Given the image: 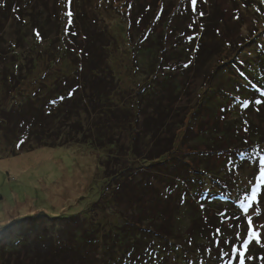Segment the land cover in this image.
<instances>
[{"label":"rangeland","instance_id":"rangeland-1","mask_svg":"<svg viewBox=\"0 0 264 264\" xmlns=\"http://www.w3.org/2000/svg\"><path fill=\"white\" fill-rule=\"evenodd\" d=\"M1 1L7 4V0ZM8 1L14 6L9 13L0 6V95L4 100H13V107L9 111L0 107L1 125L9 131L4 137L0 126V227L14 218L36 213L51 217L79 214L95 222L100 254L107 240L113 247L120 237L132 232L140 233L133 241L138 248L150 250L153 238L164 253L155 254L151 249L152 255L131 257L129 264H179L176 258L180 256L174 250L181 252L185 264H241V261L264 264V183L256 179L259 168L264 167L260 164L264 159V93L258 92L261 88L264 91V84L254 76L258 70L264 72V3L261 0H197L195 5L191 0ZM68 11L72 13L71 23ZM25 15L42 21L45 27L39 28L34 22L36 27L27 29L20 20ZM127 18L134 22H128ZM64 25L68 28L64 29ZM90 38L101 57L99 65L91 66L99 67V76L114 72V81L117 76L122 79L120 93L129 104L141 99L140 110L120 116L110 134H99V138L96 133L99 129L95 131L89 124L90 130H85L81 123L75 122L73 127L87 135H77L72 129L73 142L43 145L44 140L61 143L71 139L67 134L69 128L60 136L57 128L70 125V118H61L60 125L55 126L45 124V115L42 119L23 121L22 111L30 102L27 98L22 100L26 102L23 107L18 102L24 93L18 92V83L27 75L24 67L32 57L46 58L44 53L51 50L57 55L63 50L82 61ZM157 42L164 47L161 64L167 66L163 71L181 83L178 92L170 93L169 89L163 93L151 83L155 79L145 71L146 61H139L144 54L134 51L136 47ZM179 42L185 46L186 56L180 47L176 48ZM17 57L23 60L11 65ZM99 60L103 61L101 66ZM17 63L18 69L14 68ZM80 73L81 68L77 67L73 78ZM27 76V81L33 79L32 74ZM241 77L255 85L251 87L255 92L252 95L241 94L244 99L239 98L240 88L236 85L248 82ZM76 79L60 83L57 92L64 98L75 97V101L85 98L87 93L81 92L82 84L73 82ZM144 85L151 86L154 93L136 95ZM52 90L51 94L55 92ZM234 90L236 93L232 94ZM99 105L95 103L97 108ZM132 118L139 127L135 139L130 136L135 131L129 133L126 125ZM39 121L45 127L42 136ZM98 122L111 128L100 119ZM165 122H172L173 127L182 124L173 135L172 148L166 152L172 168L165 163L150 166L143 161L150 156L153 140L168 136L162 130ZM19 137L23 139L17 140ZM105 163L107 171L103 172L101 166ZM122 168L133 171L123 180L127 191L123 190L117 201L112 200V195L104 201L115 186L108 176ZM103 175L109 181L100 196L106 182ZM254 189L253 200L250 197ZM178 201L182 205L179 212ZM184 207L189 211L186 208L183 212ZM104 212L106 217H110L109 212L116 214L114 225L104 223ZM193 212L198 215V230L205 233L204 239L197 242L186 238L192 235L189 213ZM65 222H59V226ZM250 227L256 237L250 234ZM168 238L179 247H172ZM127 243L124 240L117 245L120 252L125 251ZM195 251L197 255H193ZM12 262L8 258L4 264Z\"/></svg>","mask_w":264,"mask_h":264},{"label":"trees","instance_id":"trees-1","mask_svg":"<svg viewBox=\"0 0 264 264\" xmlns=\"http://www.w3.org/2000/svg\"><path fill=\"white\" fill-rule=\"evenodd\" d=\"M5 4L6 2L2 3V1L0 0V6L5 8L7 13H9V11L14 8V6H11V3L8 0L6 6ZM42 6L46 7V5ZM42 6L40 5V7ZM40 7L38 9H41ZM130 7L131 4L129 5V8ZM32 8L33 10H35V6H32ZM121 18L122 20L124 19L123 17ZM127 19L128 22H130L131 20L134 22L132 18L131 20L130 18ZM20 20L23 21V23L25 22L27 29H34L36 26L42 29L45 27L42 21H36L35 18L32 19L28 17V15H25V18L20 17ZM34 22L36 23V26ZM63 28L66 29L68 28V26L64 25ZM90 39V41L88 40L86 44V51L82 54V61H77V59L75 58L76 55L73 57L72 54L64 53L63 50L60 51V53L57 55L56 51L50 49L51 51L49 52V54L44 53L46 55V58L40 57V55H38L37 57H32L31 60H29L27 66L24 67V70L27 72L26 74L30 76L32 74V78L34 80L29 79L27 81L28 76L26 75V77H24L18 83V86H20V88L17 87L19 88L18 92H20L21 90L22 92H24L21 93V98H19L18 102L23 107V103L26 104V102L22 100L26 98L27 100L30 99V102H27L28 107L24 108V110L22 111L24 116L23 121L31 118H33V120H36V118L42 119V117L45 115V118L47 119V122L45 124L48 125L49 122L50 126L53 124L55 126L60 125L61 118H70V120L68 119L70 125H68L67 123L66 125H62L57 128L59 129V136L60 134H63L64 129L69 128L70 130L69 132H67V134L71 139H66V141L61 143H47V141L44 140L43 145L59 146L64 145L69 141L73 142L75 138H73L71 135L72 129H74L77 135H83L85 132L79 130L78 127H73V123L75 122L81 123L80 126L85 130L89 129V124H91L90 127L92 126V129H95V131L99 129V131L96 132L99 138V134H110L113 129L112 127L116 126V123L120 122V116L126 115V113L135 114L136 111L140 110L139 103H141V99H138L135 103L131 102L129 104V102H126L127 98L125 99V96L120 93L122 92V90L120 89V82L122 81V79L117 76V80L114 81V78L116 77V74H114V72H112L111 74H107L106 72H104L101 76H99V72L97 69L98 66L95 68L94 65L98 63V59H101V57L98 53L95 52L97 51V47L93 38ZM179 47L182 53L186 56L187 53L185 52V46L183 45V43H177L176 48ZM163 49L164 47L162 46V44H159L157 42V44L153 43L152 45H148L145 47H136L134 48V51L137 54H144L142 57H147L145 60L140 57L139 61H146V67H144L146 69L145 71H147V74L149 76L152 75L155 79V81L153 80L151 81V83L156 84V87H158L163 93L169 91V89L170 93H174L175 91L178 92V90H180L181 88V83L179 82V80H172L169 74L163 71L164 67L167 66L164 63L161 64V59H163ZM98 50L100 49L98 48ZM22 60V57H17V59L11 61V65H14L15 62ZM99 61L101 66L103 61ZM92 64L94 65L91 66ZM19 66V63H17L15 67H13L18 69ZM77 67L81 68V73L73 78ZM256 68L258 70V67ZM209 75L212 76V74ZM254 76L259 79V82L264 84L263 71H256ZM68 78L69 81L71 79L77 78L76 80H73V82L82 84L81 92L87 93L85 98L79 97L77 99L78 101H75V97L73 99H69L71 97L64 98L60 92H57L58 89L56 88L59 87L60 83H66ZM240 79L248 82L244 77H241ZM249 82L245 85H236L238 89L240 88V92L237 91L239 93L240 99L243 98L241 94L246 93L249 96L252 95V93H255L252 90L255 85ZM151 83L150 85L152 86L153 84ZM151 86L147 87L146 85H144L140 90L137 91L136 95L140 96V93H142L143 95L144 92H146L147 94L154 93L152 92L153 88ZM24 89H26L27 92H25ZM51 90H55V92L51 94ZM260 91L264 93L262 88L258 90V92ZM234 93H236V90L232 91V94ZM0 96L1 110L9 111L10 108L13 107V100H11L10 98L4 100L3 96ZM69 96H73V94H70ZM155 96L156 95L151 94V97ZM43 97L44 99H46V101L43 99ZM43 102H46V106L44 105V107H42L41 105ZM93 102L100 104L98 108ZM101 105H103L104 107L102 106L103 108H100ZM93 118H95L96 121L92 122ZM1 119L2 118L0 117V120ZM98 119H100L103 123L110 126L111 128L108 129L107 127H103V125L98 122ZM115 120L117 121L115 122ZM39 123L40 127H42V131L40 132V136H42L45 127L43 126L42 122L39 121ZM1 124L2 121H0V126L2 134L5 137L8 130H4ZM126 125L130 128L129 133L135 131V133L130 134L132 139L137 138L139 136V127L135 120L133 118L129 119L128 121H126ZM181 125L182 124H175V126L173 127L172 122H165L162 130L163 132H166L168 136L164 138H155L153 140L152 150L149 151L150 156L145 157L143 161L149 163L150 166H156L159 163H165L167 167L172 168V164L168 163L169 160H166L168 159L166 158V152H168L172 148V142L174 141L173 135L175 136L177 130L181 128ZM47 129L49 130L50 128ZM64 132L66 133V131ZM85 135H87V133H85ZM22 139V137H19L17 140ZM162 139L165 141V144L159 143ZM87 140L89 141V139ZM40 144L42 143H39V145ZM109 145L112 146V143ZM159 148L162 149L159 150ZM101 167L103 172L107 171V163H105V165H102ZM130 174H133L132 169L126 170L122 168L121 170L119 169L108 176L113 178V181H115V186L113 190H109L110 195H107L104 201H107V199L111 198V195L113 196L112 200L117 201L118 195L121 194L123 190L127 191V187L124 186L125 181L123 182V180L128 178ZM108 177L104 176L106 182L102 188L100 196L104 192L105 186L109 181ZM178 203L179 205L176 204V208L179 212L182 209V205L180 207V202L178 201ZM186 208L187 207L183 208V212ZM186 211H189L188 208ZM104 213V223H112V225H114V221L117 220L116 214H114L113 212H109L108 216L110 217H106V212ZM189 216L192 217L193 222V225L191 227L192 235L189 237L187 236L186 238H188V240H192L193 242L204 239L205 233L201 232V230H198V215H196V212H193V214L189 213ZM64 220L66 221L65 224L60 227L59 222ZM77 223H80L79 227L77 226ZM94 223L95 222L93 220L88 221L87 218L81 217L79 214L51 217L43 213H36L25 217L14 218L7 222L4 226L0 227V264H4V262L6 263L8 258L13 261L11 264H67V261H69L71 264H129L130 262H132L130 260L131 257H138L140 254L147 257L152 255L153 252H150L151 249L152 251H155V254H164L157 248L159 246V243L155 242L153 238L150 239L152 242L151 246L149 244L150 242L148 241L150 250H147V246V249L138 248V246L133 243V241L140 237V233L138 232L124 234V237H120L117 244L115 243V246L113 247L109 246L107 240L102 245L103 250L101 248L102 254H100L98 250L100 246L96 241L98 237L94 231ZM99 224H103L102 221H99ZM172 238H168L171 246L179 247L178 244L171 242ZM124 240L128 243L125 246V251L122 253L120 252V248H118V246L121 245ZM94 245H96L97 250H94ZM97 251L100 255L97 254ZM173 252L177 253L176 255L181 257V259L180 257H177L178 259L176 258V261H178L179 264H185V262H182L183 256H181V252H176L175 250ZM197 254V251L193 253V255Z\"/></svg>","mask_w":264,"mask_h":264},{"label":"snow or ice","instance_id":"snow-or-ice-1","mask_svg":"<svg viewBox=\"0 0 264 264\" xmlns=\"http://www.w3.org/2000/svg\"><path fill=\"white\" fill-rule=\"evenodd\" d=\"M68 2L69 3H71V0H68ZM261 2L262 3H264V0H261ZM191 3L193 4V5H195L196 3H197V0H191ZM66 15L69 17V23H71V15H72V13H71V11H68L67 13H66ZM201 15H203V13H201ZM260 101H257V103H259ZM260 164L261 165H264V159H262L261 161H260ZM256 179L260 182V183H264V167H260L259 168V175L256 177ZM256 189H254L253 190V194H252V196L250 197V199H256ZM246 210V209H245ZM217 231L219 232L220 230L219 229H217ZM249 232H250V234L253 236V237H256L257 236V233L256 232H254V231H252V229H251V227L249 228ZM241 264H243V261H241Z\"/></svg>","mask_w":264,"mask_h":264}]
</instances>
